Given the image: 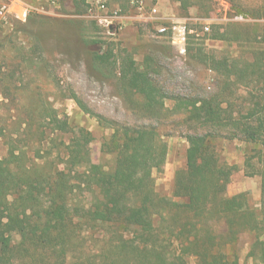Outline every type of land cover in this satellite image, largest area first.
I'll return each instance as SVG.
<instances>
[{
    "label": "rangeland",
    "instance_id": "rangeland-1",
    "mask_svg": "<svg viewBox=\"0 0 264 264\" xmlns=\"http://www.w3.org/2000/svg\"><path fill=\"white\" fill-rule=\"evenodd\" d=\"M4 3L9 7L0 13V159L47 173L63 170V143L72 135L52 130L51 118L57 115L91 131L92 162L112 171L122 127H155L168 145L165 162L152 170L156 190L185 201L172 191L176 171L186 163L187 135L209 131L221 159L238 166L227 195L237 196L243 209L260 207L264 144L201 127L190 119L185 102L222 94L235 110L247 111L246 88L211 69L199 50L229 63L253 61L264 49V0H161L160 21L185 17L193 30L184 53L169 35L156 37V22L142 17L129 0H106L104 9L97 0L84 5L81 0H0V10ZM204 25L211 30L202 33ZM217 32L224 37L214 38ZM127 55L161 88L163 109H148L143 96L123 82ZM67 177L74 203L88 207L101 198L74 172ZM215 227L224 229L222 223ZM87 229L72 241L73 252L63 264L87 259L101 264L102 230ZM255 239L254 232H245L230 246L239 264H264L250 254ZM188 263L197 260L190 256Z\"/></svg>",
    "mask_w": 264,
    "mask_h": 264
},
{
    "label": "trees",
    "instance_id": "trees-1",
    "mask_svg": "<svg viewBox=\"0 0 264 264\" xmlns=\"http://www.w3.org/2000/svg\"><path fill=\"white\" fill-rule=\"evenodd\" d=\"M199 54L211 69L242 83L250 106L245 112L235 110L222 94L192 99L185 102L190 119L201 127L225 129L231 138L264 144V49L253 61L230 63L201 49ZM121 73L148 109H163L164 93L148 70L138 68L127 55ZM51 124L53 131L72 135L63 143V170L47 173L36 165L14 164L13 158L0 159V264L66 263L72 241L85 227L102 230L101 264H189L190 256L197 264H239L230 246L245 232H254L250 254L264 262V173L260 207L241 208L238 197L226 193L238 166L221 159L211 132L187 135L186 163L176 171L172 191L175 198L186 200L176 201L155 187L152 170L165 162L168 150L155 127L123 126L115 166L108 171L92 162L90 130L57 115ZM72 172L101 198L88 207L74 203L67 177ZM218 223L223 224L221 232Z\"/></svg>",
    "mask_w": 264,
    "mask_h": 264
},
{
    "label": "built area",
    "instance_id": "built-area-1",
    "mask_svg": "<svg viewBox=\"0 0 264 264\" xmlns=\"http://www.w3.org/2000/svg\"><path fill=\"white\" fill-rule=\"evenodd\" d=\"M132 5H134L140 12L141 16L152 21H155V36L163 37L169 35L173 43H176L180 47V52H185L184 45L188 39V33L193 30L188 29L184 19L170 18L165 21L159 20V0H129ZM106 0H97V6L99 8H105ZM8 4L4 3L1 6L0 13L5 12L8 8ZM202 33H207L211 30L210 25H204Z\"/></svg>",
    "mask_w": 264,
    "mask_h": 264
},
{
    "label": "crops",
    "instance_id": "crops-1",
    "mask_svg": "<svg viewBox=\"0 0 264 264\" xmlns=\"http://www.w3.org/2000/svg\"><path fill=\"white\" fill-rule=\"evenodd\" d=\"M161 6V0H159V7ZM182 19H186L185 17H182ZM240 172V171H239ZM242 172H243V169H242ZM244 174V172H243Z\"/></svg>",
    "mask_w": 264,
    "mask_h": 264
}]
</instances>
